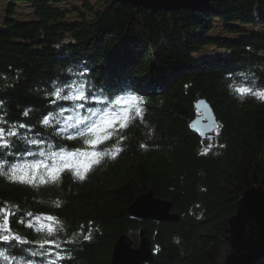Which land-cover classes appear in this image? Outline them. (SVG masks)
I'll use <instances>...</instances> for the list:
<instances>
[{
  "label": "trees",
  "instance_id": "trees-1",
  "mask_svg": "<svg viewBox=\"0 0 264 264\" xmlns=\"http://www.w3.org/2000/svg\"><path fill=\"white\" fill-rule=\"evenodd\" d=\"M7 1L31 9L25 21L12 17L14 9L0 16V121L29 125L31 130L20 129L14 138L19 148L39 151L23 142L25 135L37 134L48 142L41 146L45 151L48 144L53 151L56 145L69 150L83 146L82 139H67L57 130L65 129L68 117L89 116V109L102 105L86 101L77 112L72 101L57 100L55 89L67 92L69 83L84 84L86 93L96 95L118 84L143 96L144 115L123 131L119 155L105 157L83 181L66 171L59 183L34 187L0 174V206L19 207L9 218L10 227L30 242L0 241V251L17 255L24 249L17 259L31 258L36 264H48L57 252L67 257L60 264H109L117 238L128 235L137 247L143 230L154 252L150 264H217L227 221L242 194L264 188V100L234 91L264 86V0H209L195 10L157 11L112 0H98L104 6L95 9L84 0L72 12L75 20L67 19L69 10L60 6L65 0ZM215 20L234 39L209 36ZM65 39L70 41L63 44ZM213 45L227 54L194 56ZM199 99L216 116L213 140L190 128ZM48 114L56 119L44 126L41 120ZM21 156L16 149H0V170L22 163ZM147 192L170 201L180 219L130 218L128 207ZM27 212L60 221L62 230L48 239L61 248L45 245L53 255L30 256L42 251L44 234L17 222L30 219ZM251 264H264V253Z\"/></svg>",
  "mask_w": 264,
  "mask_h": 264
},
{
  "label": "snow or ice",
  "instance_id": "snow-or-ice-1",
  "mask_svg": "<svg viewBox=\"0 0 264 264\" xmlns=\"http://www.w3.org/2000/svg\"><path fill=\"white\" fill-rule=\"evenodd\" d=\"M83 75V73H81ZM67 92L64 88L57 87L53 95L57 100L72 101L76 105V110L84 108L86 101H91L102 105L100 108L89 109V116L68 117L64 121L65 129L57 130V134H64L67 139H82L83 146L80 148L69 150L63 145H56L58 150H51L54 146L48 144V151H45L41 146L48 142L42 135L37 134L35 137H27L25 135L24 143L28 146H35L39 151H32L31 147L19 148L14 142V138L20 135V129H28L27 123L13 124L9 126L8 121H0V149L6 152L16 149L22 152V163L13 164L7 172L0 170V174L7 175L8 179L22 184L37 186V184L59 183L61 174L71 172L78 180H85L87 173L101 161L107 157L115 159L123 150L120 146L124 140L123 131L130 125L132 121L139 118L143 121L144 115V99L143 96L134 95L130 92H125L123 88H117L111 91L103 92L96 95L85 90L84 84L78 87H73L71 83L66 84ZM234 91L241 97L252 95L264 100V86H240ZM125 92L121 95L119 93ZM64 110L59 113L63 116ZM24 116H28L29 112L25 111ZM55 117L51 114L44 115L41 123L44 126H49L55 121ZM71 129V131H67ZM115 140V144L110 148L100 149L99 146L106 144L108 141ZM143 147V145H142ZM207 152V149H205ZM15 153H13L14 155ZM24 156H30L32 159L25 160ZM59 206V203L56 205ZM15 209V210H13ZM16 211H19L18 206H0V241L10 243L12 241L19 244L30 243L20 234L14 232L10 227V217L16 216ZM28 219H18L17 222L24 224L28 228H35L38 233H43L44 237L39 241V247L42 251H32L31 257L36 256H51L45 245H53L56 249L61 248V244L53 237L62 230V226L58 218L51 214H37L32 212L25 214ZM84 239H90V234L85 235ZM24 249H19L17 255L23 257ZM17 255H12L4 251H0V260L3 264H36L31 258L17 259ZM67 257L60 252L55 253L54 258L48 261V264H60Z\"/></svg>",
  "mask_w": 264,
  "mask_h": 264
},
{
  "label": "water",
  "instance_id": "water-1",
  "mask_svg": "<svg viewBox=\"0 0 264 264\" xmlns=\"http://www.w3.org/2000/svg\"><path fill=\"white\" fill-rule=\"evenodd\" d=\"M144 9L195 10L209 0H112ZM195 116L190 128L202 139H214L218 128L216 116L205 99L194 104ZM132 219H148L156 222H176L180 216L172 211L170 201L154 197L152 192L137 197L128 207ZM151 240L140 231L137 247L128 235H121L115 241L109 264H150L154 254ZM264 253V188H253L242 194L235 214L229 218L224 241L220 248L217 264H251Z\"/></svg>",
  "mask_w": 264,
  "mask_h": 264
},
{
  "label": "rangeland",
  "instance_id": "rangeland-1",
  "mask_svg": "<svg viewBox=\"0 0 264 264\" xmlns=\"http://www.w3.org/2000/svg\"><path fill=\"white\" fill-rule=\"evenodd\" d=\"M84 0H65L64 3H61L60 6H62L63 8H66L69 10L70 14L67 16V19L69 20H75L76 19V15L72 14L73 10L75 8L80 9L82 7V2ZM90 4L95 8V9H100L103 8L104 3L98 1V0H89ZM9 9H14V12L12 14V17L15 18V20L17 21H25L28 20L29 18H31V9L29 8L28 5L24 4V3H15L13 4L11 1H7V0H0V16L1 19H4L6 14L9 13L8 10ZM236 25H240V24H236ZM223 26L224 23L219 21V20H215L213 23V28L210 30L209 36H213V37H229L234 39L235 35H229L227 33H225L223 31ZM245 29H247L249 32L254 31L257 32L258 28L256 27L254 30L251 26H247L245 27ZM264 30V27H260V32ZM237 39V38H236ZM70 40L69 39H65L63 41V44H67ZM216 54H227V51L225 49H218L217 47L213 46H206L204 48H202L200 50V53H195L194 56L196 57H215ZM77 111V110H75ZM73 111V113L75 112ZM73 115V114H72ZM250 190V189H249ZM172 206V204H171ZM237 208V207H236ZM236 212V210H235ZM235 214V213H234ZM233 214V215H234ZM228 222V221H227Z\"/></svg>",
  "mask_w": 264,
  "mask_h": 264
},
{
  "label": "bare ground",
  "instance_id": "bare-ground-1",
  "mask_svg": "<svg viewBox=\"0 0 264 264\" xmlns=\"http://www.w3.org/2000/svg\"><path fill=\"white\" fill-rule=\"evenodd\" d=\"M114 87H117V88H119V87H118V84H117L116 86H114Z\"/></svg>",
  "mask_w": 264,
  "mask_h": 264
}]
</instances>
